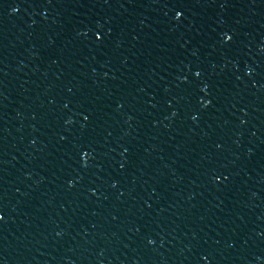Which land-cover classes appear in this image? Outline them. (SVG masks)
<instances>
[{"label": "water", "instance_id": "obj_1", "mask_svg": "<svg viewBox=\"0 0 264 264\" xmlns=\"http://www.w3.org/2000/svg\"><path fill=\"white\" fill-rule=\"evenodd\" d=\"M0 264H264V0H0Z\"/></svg>", "mask_w": 264, "mask_h": 264}]
</instances>
